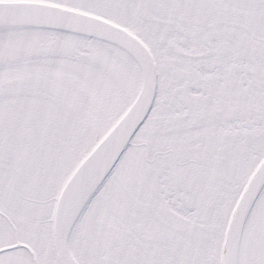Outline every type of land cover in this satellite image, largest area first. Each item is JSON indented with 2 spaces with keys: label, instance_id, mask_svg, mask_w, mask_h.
<instances>
[{
  "label": "snow or ice",
  "instance_id": "obj_1",
  "mask_svg": "<svg viewBox=\"0 0 264 264\" xmlns=\"http://www.w3.org/2000/svg\"><path fill=\"white\" fill-rule=\"evenodd\" d=\"M0 264H264V0H0Z\"/></svg>",
  "mask_w": 264,
  "mask_h": 264
}]
</instances>
